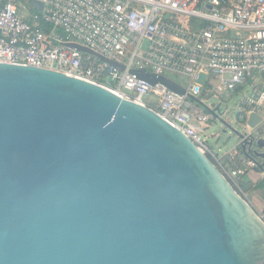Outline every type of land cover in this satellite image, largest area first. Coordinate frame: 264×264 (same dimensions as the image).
Returning a JSON list of instances; mask_svg holds the SVG:
<instances>
[{
    "label": "water",
    "instance_id": "95a60500",
    "mask_svg": "<svg viewBox=\"0 0 264 264\" xmlns=\"http://www.w3.org/2000/svg\"><path fill=\"white\" fill-rule=\"evenodd\" d=\"M0 264H264V220L152 110L63 73L0 64Z\"/></svg>",
    "mask_w": 264,
    "mask_h": 264
},
{
    "label": "built area",
    "instance_id": "2783aa9c",
    "mask_svg": "<svg viewBox=\"0 0 264 264\" xmlns=\"http://www.w3.org/2000/svg\"><path fill=\"white\" fill-rule=\"evenodd\" d=\"M0 64L63 73L152 110L240 192L244 177L263 173L257 154L264 148L256 143L264 141V0H0ZM142 70L180 75L189 85L174 81L184 90L180 94L141 79ZM245 86L250 93L238 113L244 136L230 150L214 153L201 135L215 114L193 101ZM251 114L260 118L254 127L248 124ZM244 141L252 146L242 149Z\"/></svg>",
    "mask_w": 264,
    "mask_h": 264
},
{
    "label": "rangeland",
    "instance_id": "374dc122",
    "mask_svg": "<svg viewBox=\"0 0 264 264\" xmlns=\"http://www.w3.org/2000/svg\"><path fill=\"white\" fill-rule=\"evenodd\" d=\"M193 22L200 24V21L198 20H193ZM165 76L184 88H187L189 85V80L183 76L168 72L165 73ZM249 93L250 89L248 86H245L240 92L235 94L225 93L223 94V97H218L215 92L209 94L203 93L199 98L193 101L196 106L198 105V107L202 108L204 111H213L215 114L214 120L208 122V128L205 129V132L201 135V137L205 139L207 147L214 153H219L221 155L225 151L233 148L239 141L238 135L243 134L244 132V122H241L238 119L240 100L244 94ZM145 103L151 107L154 105L151 103V100L148 99H145ZM212 106H214L213 110H211ZM261 176L260 172L255 174L249 173L242 179V182L245 183L251 179L250 182L253 181V185V183H255V181ZM236 191L242 195L246 201L248 200L253 203V197L262 204V207L258 209L256 208L255 210L258 214L263 215L264 218V191H256L252 188L246 192H240L237 189Z\"/></svg>",
    "mask_w": 264,
    "mask_h": 264
},
{
    "label": "trees",
    "instance_id": "16d2710c",
    "mask_svg": "<svg viewBox=\"0 0 264 264\" xmlns=\"http://www.w3.org/2000/svg\"><path fill=\"white\" fill-rule=\"evenodd\" d=\"M237 92H238V91H237ZM262 171H263V177H262V179H261L259 182H257L256 184L252 185V183H251L250 181H246L245 183L242 182L241 186H242V191H243V192H246V191L250 190L251 188H252L253 190H256V191H257V190H262V191H264V167H263Z\"/></svg>",
    "mask_w": 264,
    "mask_h": 264
},
{
    "label": "crops",
    "instance_id": "0c3cea01",
    "mask_svg": "<svg viewBox=\"0 0 264 264\" xmlns=\"http://www.w3.org/2000/svg\"><path fill=\"white\" fill-rule=\"evenodd\" d=\"M255 173H257V172H255ZM255 173H252V174H255ZM258 173H259V172H258ZM261 175H262V176L259 177L257 180L254 179V180H256V181H255V183H253V185L256 184L257 181L259 182V181L262 179V177H263V173H261ZM252 180H253V179H252ZM250 181H251V179H250ZM252 182H253V181H252ZM252 182H251V183H252ZM252 200H253V203L250 202V201H248V200H247V201H248V203H250V205H251L254 209H256V208L258 209V208L262 207V204H260L255 198L252 197Z\"/></svg>",
    "mask_w": 264,
    "mask_h": 264
}]
</instances>
